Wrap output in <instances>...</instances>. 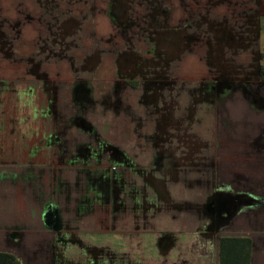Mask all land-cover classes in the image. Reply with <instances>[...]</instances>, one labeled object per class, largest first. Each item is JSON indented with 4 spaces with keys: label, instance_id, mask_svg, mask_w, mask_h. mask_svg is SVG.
<instances>
[{
    "label": "crops",
    "instance_id": "obj_1",
    "mask_svg": "<svg viewBox=\"0 0 264 264\" xmlns=\"http://www.w3.org/2000/svg\"><path fill=\"white\" fill-rule=\"evenodd\" d=\"M162 4L151 42L124 25L86 80L43 75L38 56L15 76L0 58V251L22 264H220L221 237L234 236L264 264V0ZM97 111L125 135H87ZM71 184L93 201L82 215ZM214 200L229 212L214 216Z\"/></svg>",
    "mask_w": 264,
    "mask_h": 264
},
{
    "label": "rangeland",
    "instance_id": "obj_2",
    "mask_svg": "<svg viewBox=\"0 0 264 264\" xmlns=\"http://www.w3.org/2000/svg\"><path fill=\"white\" fill-rule=\"evenodd\" d=\"M65 0H0V4H8L10 3L9 8V18L7 20V27H5V41L4 43L0 40V58H8L11 61V67L14 68L15 76L20 75L21 73H26V69L23 70L25 67L24 65L21 66L20 63L22 59H28L29 63H32L34 60V56H38V59L43 58V64L39 68L40 72H43L45 75L46 69L53 68V71L56 69L59 74H67L68 76H76V73H81L83 76H88L90 78L91 72H93V65H81V64H70L66 63L68 60L66 59L69 57V53L72 52L73 44L75 43L76 34L73 32H64L63 28H59L60 25L57 21L58 18L61 16H65L67 13H59L56 11L58 3L64 2ZM144 1V0H143ZM154 3L151 4L155 9H159L161 7V0H153ZM2 5V4H1ZM64 9L66 7V2L63 3ZM3 12V8L0 7V15ZM264 16V14H263ZM1 24V21H0ZM261 26H262V45H263V52H264V17L261 19ZM0 31L2 35V24L0 25ZM68 34V35H67ZM4 44V46H3ZM73 53V52H72ZM40 57V58H39ZM51 60V62H50ZM49 62V63H48ZM52 64V65H49ZM33 64L31 66L34 67ZM262 67L261 73L264 74V54H263V63L260 65ZM30 68V67H29ZM28 68V69H29ZM34 69V68H33ZM40 75V74H39ZM56 75V74H55ZM262 79L263 76H262ZM261 79V80H262ZM264 82V81H263ZM252 84H256L258 82H250ZM64 89V90H63ZM66 88H62L59 92L60 97V106L66 105L68 93L65 92ZM226 98L222 97L220 99V106L223 105V101ZM105 107V106H104ZM222 108V107H220ZM227 108V107H226ZM235 108L229 107L225 112L229 116H234ZM97 112H89L88 117L93 121L95 125V129L93 132L96 133H87L89 136H101L102 138L114 141L115 139V129L116 125L123 126V134L125 135V131L127 128L125 127V121L123 122L121 119L114 120L113 116L108 115L104 118L103 113H98L100 117L96 115ZM113 114V113H112ZM242 114V112H241ZM106 115V114H105ZM224 113H221V119L224 118ZM143 117V113L140 111V120ZM83 121V120H82ZM81 121V122H82ZM123 122V123H122ZM80 123V122H79ZM138 123H136L137 125ZM140 127H143L142 123H140ZM143 130L141 129L140 132ZM85 137H88V136ZM129 133H127V137ZM221 136H225V130L223 129ZM82 137V135H80ZM126 137V138H127ZM83 139V138H82ZM231 172L234 174L241 173L240 170V163L235 162L234 165L230 168ZM240 176L236 175L234 177V183L236 184L237 180ZM226 181H229V177L226 178ZM254 182V178L251 179L247 185L249 188L255 189V186L252 184ZM264 184V180H263ZM75 185L71 184L68 186L70 193H72V201L69 203H74V199L78 200L75 202L77 205L74 204V208L77 206L83 207L84 205L88 206V202H93L91 200H87L88 197L86 194L83 196L80 195L76 197L74 194L75 192ZM236 186V185H235ZM241 188V187H237ZM87 187L84 190L87 191ZM242 189V188H241ZM246 190V188H243ZM263 191V190H261ZM254 193H252L253 195ZM264 194L261 192V195ZM95 208L92 210L90 215L98 216V207L97 204L94 205ZM82 209V208H81ZM83 209L79 210V215H82ZM255 211H252V214Z\"/></svg>",
    "mask_w": 264,
    "mask_h": 264
},
{
    "label": "flooded vegetation",
    "instance_id": "obj_3",
    "mask_svg": "<svg viewBox=\"0 0 264 264\" xmlns=\"http://www.w3.org/2000/svg\"><path fill=\"white\" fill-rule=\"evenodd\" d=\"M150 1L154 3L153 0H65L67 7L65 9L64 2L58 3L56 11L67 13L58 18L57 22L60 24L58 27L63 28L64 32L76 34L73 49L77 52L73 51V57H67L69 63L93 65L91 68L94 71V65L103 58L105 51L111 50L105 47L114 44L115 35L122 34L124 25L134 28L136 34L140 36V42H151L149 40L153 35L149 29L152 27L154 31L155 16L161 14L163 9L168 11L169 5L163 7L161 0V7L155 9ZM157 22L161 23V20ZM102 23L110 27L107 34L102 32V27H100ZM146 30L147 33H145ZM146 39L148 42L145 41ZM74 77L82 80L89 78L81 73H76ZM130 85L136 86L137 82H130ZM210 209L214 216H223L222 210L227 209V205L214 200Z\"/></svg>",
    "mask_w": 264,
    "mask_h": 264
},
{
    "label": "trees",
    "instance_id": "obj_4",
    "mask_svg": "<svg viewBox=\"0 0 264 264\" xmlns=\"http://www.w3.org/2000/svg\"><path fill=\"white\" fill-rule=\"evenodd\" d=\"M249 237L223 236L220 240V264H249ZM0 264H22L11 252L0 251Z\"/></svg>",
    "mask_w": 264,
    "mask_h": 264
},
{
    "label": "water",
    "instance_id": "obj_5",
    "mask_svg": "<svg viewBox=\"0 0 264 264\" xmlns=\"http://www.w3.org/2000/svg\"><path fill=\"white\" fill-rule=\"evenodd\" d=\"M222 211L229 212V209L227 208V209H224V210H222Z\"/></svg>",
    "mask_w": 264,
    "mask_h": 264
}]
</instances>
